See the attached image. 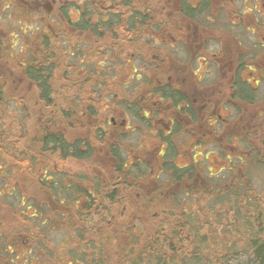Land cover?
Listing matches in <instances>:
<instances>
[{
	"label": "flooded vegetation",
	"instance_id": "obj_1",
	"mask_svg": "<svg viewBox=\"0 0 264 264\" xmlns=\"http://www.w3.org/2000/svg\"><path fill=\"white\" fill-rule=\"evenodd\" d=\"M63 2L0 0V22L8 19V12L27 16L26 19L33 16L38 19L30 24L33 25L30 29L28 24L23 28L20 41H23L26 53L22 56L23 61H28L31 42L43 40L42 35L47 29L46 17H52L55 21L57 41H61V37L63 40L70 37L85 43L83 48L87 54L76 57L79 62L72 65L61 61L54 72L53 82L54 90L57 91L55 106L61 116L68 114L65 119L59 115L58 122L72 127L62 129L74 137L99 140L91 144L95 156L90 160L68 163L77 188L98 197V192L93 193L96 188L99 187L101 193L110 187L108 176L113 174V169L110 164L109 139L120 145L123 155L130 161L137 162L139 166L149 164L151 174H154L151 179H154L158 171L155 170L156 166L162 171L164 160L171 155L169 152L175 151L176 156L173 157L176 161L173 163L189 171L183 178L184 189L189 191L201 190L206 186L204 173L207 171L204 169L203 157L207 153L222 154L231 166H224L217 172L209 168L208 177L211 180L222 171L229 172V175L234 173L236 161H242V156L252 155V148H239L243 143H248V136L252 137L247 130L250 119L247 114L244 117V113L238 119L233 106H253L252 95L258 90V85L264 83V67L256 66L249 56L253 51L251 39H240L255 31L236 22V10L244 15L252 14L259 29L264 24V0H187L188 7L185 8L183 0H86L89 6L87 10L94 12L92 17L99 12L103 19L99 32L89 28L94 23H90L85 30L76 28L74 24L68 35H65L69 30L66 24L59 22L63 19L61 9L69 4L66 2L64 6ZM225 5L233 6V14L218 10L217 6L224 8ZM68 9L73 13L74 9ZM141 11L150 13L151 21L141 23ZM109 13L112 14V22H108ZM131 15L132 24L129 23ZM223 16L231 20L226 23ZM73 18L76 19V16ZM4 40L6 38L0 39V82L3 84L6 106H21L13 104V97L18 94L23 101L22 106H39L41 110L42 105L38 101L39 85L13 71L14 54L10 49H13L14 39L7 43ZM262 40L264 46V37ZM44 52V48L40 50V61L44 60ZM209 67H213L217 76L223 78V84L218 90L209 91V84H205L212 77ZM141 73L144 79L138 77ZM110 74H113L109 77L114 79V88H118L119 84L124 93L130 91L133 94L134 101L126 106H139L144 122L139 118L132 119L127 108L126 117L119 122L112 116V112L100 113L97 106H100L102 99L111 95L108 90ZM249 74L255 76L253 82L248 79ZM120 79L122 81L118 82ZM61 81L63 84H60ZM140 81L145 85L143 88L140 87ZM89 98L93 99L90 103ZM103 102L104 106L111 105L107 99ZM262 102L261 106H264V98ZM90 107L94 109L93 114L89 113ZM226 125H230L232 130L224 131ZM140 126L145 127V132L140 136L137 151L128 148L125 142L134 136L135 131L140 133ZM97 130H101L102 137ZM146 131H149L148 134ZM143 143H153L154 148L146 149ZM72 163L83 164V167L75 170ZM59 171H63V168ZM95 180L101 181L99 185ZM134 181L132 191L138 198L142 190L150 194L163 187L157 181L148 185ZM180 187V184H175V188ZM193 194L186 193L185 196L193 198ZM76 202L83 207L88 204L84 195L80 194ZM56 206L57 213L68 210L73 216V206L66 210L61 204ZM84 211L89 213L90 210ZM138 218L141 222V218ZM71 250L79 248L70 247Z\"/></svg>",
	"mask_w": 264,
	"mask_h": 264
},
{
	"label": "trees",
	"instance_id": "obj_2",
	"mask_svg": "<svg viewBox=\"0 0 264 264\" xmlns=\"http://www.w3.org/2000/svg\"><path fill=\"white\" fill-rule=\"evenodd\" d=\"M46 1L52 2V0H44V3ZM63 1V4L69 3L61 9L63 19L59 20V22L65 23L69 29L65 32V35L70 34V28L74 27V24L76 28L85 30L90 23H94L89 28H92L93 32H99L103 19L100 17L99 12H96L94 17H92L94 12L87 10L89 6L87 7L86 0H82V3L79 0ZM68 7L74 9L73 13L69 12ZM183 7H188L187 0H183ZM109 12L111 11L109 10ZM77 15L78 17L74 19L73 17ZM108 16V22H112V14L109 13ZM140 16L141 23L151 21L150 13H146V11H141ZM132 19L133 16L131 15L130 24H132ZM45 22L47 23V29L42 35L43 40L31 42L28 61H23V58L15 57L14 55L12 58L13 71H17L27 77L29 82L33 81L39 85L35 84L39 90L38 101L42 105L41 110L39 106H22L24 104L23 101L21 102V96L16 94L13 97V104H21V106H15V109L20 114L17 116L16 110L12 112L13 106H6L2 90L3 84L0 82V264H2L1 259H7L8 255L13 254V251L18 256L20 253L25 256L27 252L24 249L31 252L35 246L38 247V244H36L38 243L37 234H35L34 230H28V220L30 218L40 220V222H36H39L42 226L50 225L53 232L63 231L67 234L69 233L68 231H75L71 226V223H76L74 218H77L80 222H87L90 218H88V215H90L91 220L95 218L105 220L106 216L111 220L114 216H117L123 207L124 217H128L129 209L127 208V211H125V208L132 204V200L137 198L132 191V187H135L132 180L147 185L155 181L163 184L162 189L155 191L156 195H154L155 193L150 192L149 194V192H143L142 190L137 200L139 201L140 199L139 202L143 204L142 207L146 211L155 208L154 213L157 215H150H153L156 219L160 214H163L162 216L166 215L162 218L161 223L164 228L158 222L152 224L148 229L145 228L146 221H144L143 215H140L144 229L139 231L137 236L131 235L129 237L131 241L129 240L128 244L127 242H122L120 236L116 237L112 230L113 226L117 228L122 226L116 222L112 224L108 222L109 235L113 234L115 236L114 239L118 242V249L114 253L112 262L107 264H140L143 262L145 264H210L207 260L202 261L200 257L204 241L199 240L197 242L196 236L194 239L191 236L184 238V232L180 231L184 230L181 229L180 220L175 222L174 219L169 223V215L176 217L175 213L182 209L181 219L185 217V221L190 222L186 220L190 214L187 212L186 206H183L185 204L184 201L178 200L181 195L186 193H194L193 197L203 194V197L214 199L225 194L229 195L235 190L242 191L244 189L246 190L244 195H247L246 200L251 202V197L248 196V182L238 176L242 170L237 166L236 171L230 174L228 180L223 184L216 178L211 180L209 177H204L207 183L203 189L189 191L184 189L185 185L183 183V178L189 171L188 169H180L173 163V161H176L173 157L176 156L175 151H172L173 153L169 152L171 155L164 160L165 164L162 171L156 166L155 170L158 171L155 173L154 179H151L154 174H151L149 164H141L139 166L136 164L137 162L130 161L128 157L123 155V149H121L120 145L113 141L111 142L109 139L110 164L113 169V174L108 176L110 187L100 193L99 187L96 186L98 188L93 193L97 194L98 192V197L91 195V193L89 195L86 190L80 187L77 188L71 169L67 168V165L75 160H90L91 157H94L95 151L91 144L94 145V141L98 143L99 140L96 138L74 137L73 134L69 135V132L62 129H71L72 127H69V124L67 125L66 123L61 125L58 122L60 114L57 106H55V94L57 91L54 90L53 82L55 79L54 72L58 69L61 61H66V64H75L79 62L76 57L79 55L83 57L87 52L83 48L85 43L81 40H75L70 37L69 39L66 37L63 40L61 37V41H57L55 37V21L52 17H46ZM30 24H28L29 29L33 26ZM18 35L14 37L13 49H10L13 54L17 49L20 53H22L21 49H24L22 45H19ZM43 48L45 49L44 60L40 61V50ZM138 77L144 79L142 73ZM88 100L90 103L93 99L89 98ZM119 103H124V101ZM126 108L130 116L139 118L144 122L145 119L144 116L140 115L139 106H126ZM93 110L90 107L89 113L93 114ZM61 117L65 119L68 114ZM39 119L42 121H39ZM97 133L102 137L101 130H97ZM102 139L104 140V138ZM62 168L63 171H59ZM94 182H98L97 185H99L101 181L95 180ZM176 183L181 185L179 189L175 188ZM144 188L146 186L141 187V189ZM79 194L81 196L84 195L88 202L84 207L76 202ZM5 199H9L10 203L6 202ZM57 204H61L65 210L73 206V216L68 210L57 213ZM16 205L21 206L24 210L15 209ZM33 208L36 212L30 213L29 210ZM84 210H90L91 212L89 211V214ZM254 211L256 212V217L250 210L245 213L247 216L245 218L249 219L250 217L248 221L245 220L246 224L244 225L248 230V234H250L248 248L245 251H237L228 255L226 254L228 249L225 251L226 253H223V249L220 251L222 256L217 259L216 263L264 264V211L262 208ZM121 213L118 216L121 217ZM153 216L151 217V223L155 219ZM60 223H62V226L59 229L57 225ZM134 224L135 222L130 221L128 225H125L124 230L131 231L134 229ZM191 232L196 234L193 229ZM24 233L31 234V237L35 240L26 243L23 237ZM12 240H16L13 246L9 245ZM42 240H48L45 233ZM82 240L86 242L85 239ZM18 250L21 252H18ZM75 254L71 253L69 255L72 257ZM71 259L74 258L72 257ZM82 263L85 264V262ZM87 264L91 263L87 262ZM101 264H106V262L102 260Z\"/></svg>",
	"mask_w": 264,
	"mask_h": 264
},
{
	"label": "rangeland",
	"instance_id": "obj_3",
	"mask_svg": "<svg viewBox=\"0 0 264 264\" xmlns=\"http://www.w3.org/2000/svg\"><path fill=\"white\" fill-rule=\"evenodd\" d=\"M2 6V5H1ZM218 10L223 9V11H227L230 14H233V6L232 5H225V7L217 6ZM236 15L238 16L237 23H242L245 28L251 27L254 33L249 34V36L245 38L240 39H251L250 44H252L253 51L249 53V56L253 58V63H255L256 66L264 67V46L263 44V37H264V24H261V27L257 29L255 18L252 14H242L240 10H236ZM218 17L222 16L220 14H215ZM224 16H226L224 14ZM223 16V17H224ZM27 16H22L15 14L13 12L12 14L8 12V19L5 21L0 22V39L6 38L4 40V43H7L8 41L14 39V36L17 35V32H19L18 40L21 41L22 31L25 26V24L35 23L38 21V19L33 16L32 18H27ZM35 17V18H34ZM78 15L76 16V18ZM232 17V16H231ZM241 18H243L241 20ZM225 19V17H224ZM231 19L228 17L225 19L226 23L229 22ZM1 21V20H0ZM210 23V22H208ZM219 23V20L216 24ZM15 31V32H14ZM35 35H37L35 33ZM238 37V35H237ZM260 39V40H259ZM20 45H23V41L20 42ZM25 53V49L22 50V53H20L17 50L14 52L15 57L22 58ZM158 54V53H157ZM257 57V59H256ZM116 64H114L115 66ZM197 65V64H195ZM210 69V77L211 80L205 81V84H209L210 89L209 91H213V89L218 90L221 88V84H223V78L220 76H217V73L213 67H209ZM113 73V72H112ZM126 75V73H123ZM113 74L108 75L112 76ZM124 75V76H125ZM248 79L252 81L253 77L252 74L248 75ZM118 79V78H117ZM115 79V80H117ZM109 84H108V90H110L111 95L106 96V98L109 101L111 105L104 106L102 99L100 106L98 105L97 108H99L100 113L108 112V114H111L115 118H117V121H121L126 117L125 108L128 103H132L134 101L133 94L130 91H123L122 86L118 84V88L113 87L114 79H110L109 77ZM122 79H120L118 82H121ZM216 81V83H215ZM253 82V81H252ZM60 84H63L61 81ZM140 87L143 88L145 85L142 81L139 82ZM214 85L213 87L211 85ZM258 90L255 91L252 95V101H254L253 106H233L236 109V117L238 119L241 118L242 113L248 115V119H250L247 122V130L250 131V135L252 137L248 136V143H243L239 148L244 149L246 147L252 148L250 150V154L247 155V157L242 156V161L237 160L236 164L238 168H242V171L239 172V177L248 182V196L251 197V202L246 200V196L244 195L246 190L237 191L235 190L231 194H225L223 196L216 195L217 198H207L206 196L203 197V194H200L198 197H193L192 200L190 197H186L185 195H181L178 200L183 201L184 199V205L187 208V212L190 214L187 217V221L184 219H181L182 212L181 210L177 211L175 213L176 217H173L172 215H169V223L171 221L176 222L177 220H180L181 222V229H184L181 232H184V238H187L191 236V238L197 240H203V251L202 255L200 256L202 258V261L207 260L208 263L213 264L216 263L217 259L221 258L220 251L223 250V253L228 249V254L236 253L237 251H245L248 248V239L250 237V234H248V230L244 227L246 224L245 220L248 221L250 219L245 218L246 211L250 210L251 213H254V216L256 217V212L254 210L262 208L264 211V106L262 105V100L264 98V83H261L258 85ZM103 87V86H102ZM137 88V87H136ZM32 94L33 92L30 91ZM137 96V95H136ZM121 101H124V103H119ZM226 107V106H225ZM158 109V107H157ZM15 106L12 108V112H15ZM243 110V112H241ZM123 111V112H122ZM239 111V112H238ZM121 113V114H120ZM17 116L20 114L16 110ZM129 114V113H128ZM240 116V118L238 117ZM132 118V117H131ZM134 119V118H132ZM141 127V126H140ZM144 127V126H143ZM140 128V133L138 131L134 132V136L127 138L129 141L126 140L125 144L128 148H134L137 151L139 150V144L138 141L140 140V136H143V132H145V127ZM1 128V126H0ZM3 129V128H2ZM232 130L230 125H226L224 128V131ZM149 132V131H148ZM146 131V134H148ZM116 134V131H114ZM113 141V140H112ZM234 141V140H233ZM233 144H237L236 142H233ZM238 145V144H237ZM143 147L146 149H153L154 145L153 143L145 144L143 143ZM238 156V154H237ZM73 164V163H72ZM203 164L205 165L204 169L206 168V171L204 173V177H208V169L210 168L213 172L219 171L224 166H229L228 161L224 157H222V154H214V153H207L203 157ZM71 166L70 164L67 165V168ZM240 166V167H239ZM73 167L75 170H78L79 168L83 167V164H73ZM72 169V168H71ZM225 177V179H223ZM229 178V172L222 171L218 176L217 180L223 184L225 181H227ZM155 193L156 192H152ZM177 194V193H176ZM201 196V199H200ZM244 197V198H243ZM138 198V197H137ZM137 198L132 200V204L127 206L125 208V211H128V217H124V210L121 208L120 212L121 217L115 216L113 219H109L108 216L105 217V220L97 219L91 220V218H88L89 220L87 222H80L77 218H74L76 223H71L72 228L75 229V231L69 233H65L63 231L53 232L51 230L50 225H43L39 224L40 220H36V218H30L28 230H34L35 234H37L38 238L37 241L38 247H34V249L30 251H26L25 256H22L20 253L19 256L16 254L15 251H13V254L8 255L7 259H1L2 264H84L82 262H85V264L91 263V264H101L102 260L104 262L109 263L112 262L114 259V253L118 249V242L115 240V236H120L122 239V242H127L129 244V237L131 235H138L139 231H143L144 227L139 222L140 215H143L144 221H146L145 228H150L152 224H155V222H158L159 225L164 228L162 223V216L163 214H160L157 219L153 215V221L151 223V215L150 214H156L154 213V209H150L148 211L143 209V204L140 201H137ZM6 202L10 203L9 199H5ZM32 205V203H30ZM33 206V205H32ZM182 206V207H183ZM21 209H20V208ZM248 207V208H247ZM15 209L24 210L19 205H16L14 207ZM30 213L36 212L35 209H30ZM75 217V216H74ZM81 218V217H80ZM40 219V217H38ZM85 219V218H83ZM166 219V217H165ZM264 219V214H263ZM58 221L57 219H55ZM110 220V221H108ZM126 220V221H125ZM39 221V222H36ZM130 221L135 222L134 229L131 231H125V225H128ZM108 222L109 224H112L113 222L119 223L121 228H117L116 226L112 227V230L114 231V234L109 235L108 232ZM58 224V223H57ZM56 224V225H57ZM76 224V225H75ZM59 229L62 226V223L59 225ZM142 226V227H141ZM124 227V228H123ZM71 228V229H72ZM167 228V227H166ZM165 228V229H166ZM196 232V234L192 233V229ZM223 228V229H222ZM168 229H170L168 227ZM256 229V227H255ZM46 234L48 240H42V237ZM149 233V232H148ZM151 234V233H150ZM192 234V235H191ZM142 235V234H141ZM24 241L26 243L32 242L35 239L31 237V234L24 233L23 234ZM99 238V239H96ZM82 239H85L86 242H84ZM151 239V238H150ZM131 241V240H130ZM16 242V240H12L9 245H12ZM195 244H197L195 242ZM70 247L79 248V250H71L69 251ZM22 251V252H24ZM18 252H21L18 250ZM76 253L72 257L74 259H71L69 254ZM225 254V255H226ZM75 256V257H74ZM13 260V261H11ZM87 261V262H86ZM145 264V262L140 263ZM218 264V262L216 263Z\"/></svg>",
	"mask_w": 264,
	"mask_h": 264
}]
</instances>
